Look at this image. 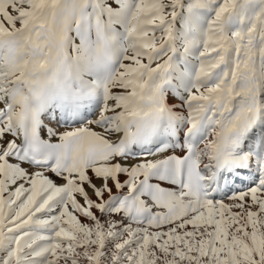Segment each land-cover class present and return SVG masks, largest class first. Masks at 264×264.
Masks as SVG:
<instances>
[{"label": "snow or ice", "instance_id": "1", "mask_svg": "<svg viewBox=\"0 0 264 264\" xmlns=\"http://www.w3.org/2000/svg\"><path fill=\"white\" fill-rule=\"evenodd\" d=\"M0 264H264V0H0Z\"/></svg>", "mask_w": 264, "mask_h": 264}]
</instances>
